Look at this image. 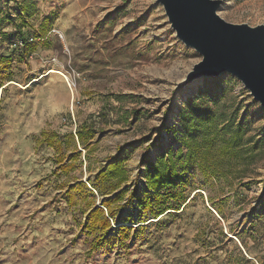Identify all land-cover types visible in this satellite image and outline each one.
Here are the masks:
<instances>
[{
  "label": "rangeland",
  "instance_id": "rangeland-1",
  "mask_svg": "<svg viewBox=\"0 0 264 264\" xmlns=\"http://www.w3.org/2000/svg\"><path fill=\"white\" fill-rule=\"evenodd\" d=\"M222 1L227 22L264 25V0ZM200 58L157 0H0V264H264V107L228 72L182 87ZM193 97L233 125L197 137L179 209L154 218L131 195L169 147L186 154ZM116 154L127 179L100 192L89 178ZM116 191L110 227L88 231Z\"/></svg>",
  "mask_w": 264,
  "mask_h": 264
},
{
  "label": "water",
  "instance_id": "water-1",
  "mask_svg": "<svg viewBox=\"0 0 264 264\" xmlns=\"http://www.w3.org/2000/svg\"><path fill=\"white\" fill-rule=\"evenodd\" d=\"M184 45L200 56L181 86L228 72L264 107V25L227 22L222 0H157Z\"/></svg>",
  "mask_w": 264,
  "mask_h": 264
},
{
  "label": "trees",
  "instance_id": "trees-1",
  "mask_svg": "<svg viewBox=\"0 0 264 264\" xmlns=\"http://www.w3.org/2000/svg\"><path fill=\"white\" fill-rule=\"evenodd\" d=\"M197 95H195L196 97ZM195 98L187 101V105L185 110L183 109L179 116L182 122V127L189 135L188 143L185 140L187 152L184 156H182L180 152V148L173 155L172 148L169 147L167 151L163 154H160L157 160L154 163H150L144 169L145 176V188L143 192V196L136 195V192L131 195V197L136 198V205L139 208L147 209L151 214L154 215V218L161 215L165 211L169 209L177 210L179 209L180 203H178L179 196L182 195V189L184 184L187 183L188 178L186 177V167L189 161H195L198 159V144L196 143L197 137L199 135L204 136L205 129L207 126L211 124L217 125L222 122L223 128H220L222 131L226 132L233 125V119H225L224 116L219 113L212 117L211 121L207 119L205 114L206 110H210V106H206L202 108L198 104L195 103ZM214 103L217 106V102L219 99H214ZM133 111L132 113H135ZM167 131H175L174 126L167 129ZM95 129L91 123L89 124H81L75 131L77 141L84 148L89 147L90 144L87 142L93 137ZM184 133V131H183ZM42 138L40 142L46 141L48 145L53 146L55 144L53 138H50L46 132H42ZM70 139L73 141L74 136L71 132L67 134ZM207 144H211L212 140L208 138L207 135L204 136ZM237 143V139L235 135L231 136L224 145L234 146ZM88 149L86 153V159L88 158ZM80 154L79 151L75 152V155L78 156ZM123 157L116 155H110L108 157V163L105 167H100L94 179L89 178L93 187H96L100 192L102 191V187L105 188L107 186L111 187L112 192L117 189L127 179L126 170H123L122 166ZM205 159V158H204ZM67 166V165H66ZM64 166V167H66ZM205 175H208L206 169L202 171ZM210 175V174H209ZM215 175V173L213 174ZM115 182L108 183V181L112 177H116ZM100 180L101 183L97 184L96 181ZM107 186H104L106 185ZM95 185V186H94ZM84 184L82 182H78L73 185L72 189H82ZM121 195L119 192H115V196L113 198H108L107 201H103L102 205L106 208L105 216L102 208L94 206L88 213V220L86 223V227L88 231L97 232L101 230H105L110 227V219L114 218L115 212L113 208V203L120 199ZM184 202V201H183ZM93 206V205H92ZM90 206V207H92ZM89 207V208H90ZM104 239L103 236L99 237V240Z\"/></svg>",
  "mask_w": 264,
  "mask_h": 264
},
{
  "label": "bare ground",
  "instance_id": "bare-ground-1",
  "mask_svg": "<svg viewBox=\"0 0 264 264\" xmlns=\"http://www.w3.org/2000/svg\"><path fill=\"white\" fill-rule=\"evenodd\" d=\"M191 90H192V88H191Z\"/></svg>",
  "mask_w": 264,
  "mask_h": 264
}]
</instances>
